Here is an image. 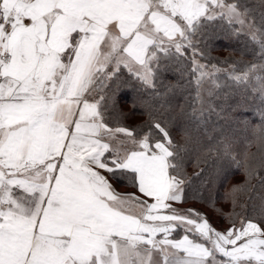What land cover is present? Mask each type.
<instances>
[{"label": "snow or ice", "instance_id": "snow-or-ice-1", "mask_svg": "<svg viewBox=\"0 0 264 264\" xmlns=\"http://www.w3.org/2000/svg\"><path fill=\"white\" fill-rule=\"evenodd\" d=\"M217 20L239 25L237 34L247 27L261 61L226 70L259 95V122L236 118L243 128L221 129L215 149L244 171L225 198L235 208L247 194L258 219L236 227L230 217L222 231L175 206L203 175L186 171L194 133L220 116L204 93L215 94L205 85L218 89L221 70L201 63ZM125 70L151 96L174 95L186 78L195 97L170 119L144 100L147 119L124 124L113 97ZM262 172L264 10L257 22L240 0H0V264H264ZM110 177L135 191L118 192Z\"/></svg>", "mask_w": 264, "mask_h": 264}, {"label": "trees", "instance_id": "trees-1", "mask_svg": "<svg viewBox=\"0 0 264 264\" xmlns=\"http://www.w3.org/2000/svg\"><path fill=\"white\" fill-rule=\"evenodd\" d=\"M240 2L253 10L257 22H259L260 13L264 10L260 7V0H240ZM237 28V26L233 28L226 20H217L209 25L201 44L207 58L201 62L222 68L235 67L238 71L243 70L245 65L260 63L259 44L253 42L247 32L239 31L237 34ZM185 65L187 68L191 67L186 61ZM174 77H176V73H169L165 83L174 84L176 82ZM219 77L220 87L214 89L215 94L211 97L204 95V99L205 107L210 104L216 112L220 113V116L206 115V125L194 133L199 141L196 146L198 151L193 154L186 167L190 177L201 169L204 170L203 175L195 179L190 185L185 193L186 202L181 207L195 209L207 218L213 228L222 231L229 227L230 217L235 219L236 227H240L241 220L245 215L253 219L258 218L253 216L247 194L239 196L238 205L235 208H233L231 200L225 198L227 190L232 184L242 182L245 176L242 168L236 169L229 160L223 158L222 153L217 154L215 151L217 148L216 141L222 134L221 129L231 131L243 128L242 124L236 123V118L245 121L251 120L253 124L258 123L257 109L261 107V99L250 87L246 90L244 85H237L229 80L226 74H220ZM122 81L117 94L113 97L115 101L114 111L123 113V116L126 117V119L122 117L123 123L127 125H137L147 119V116L142 114L147 110L144 100H150L155 105L156 109L159 110L157 114L164 113L170 119L177 115V104H191L192 98L195 97V92L192 90L194 82L190 86L186 78L181 81L184 85L183 90L178 89L174 95L169 93L166 97L151 96L134 77L128 75L127 70L124 71ZM158 87H160L159 84ZM161 91H163L162 88ZM165 100L168 103L164 108H161L160 105ZM188 111L191 109L189 108ZM170 127L173 128V136L178 138L182 131V122L170 125ZM241 139V137H237V142L233 144L235 151H244V144ZM248 151L257 153V145L253 143ZM197 157L200 158L199 163L196 162ZM225 173L228 175L226 180L222 179ZM260 175H264V172ZM112 182L116 185H122V181L112 179ZM252 186L255 188L252 195L258 198L261 192L258 177L251 179L250 187ZM257 203H259L258 199ZM182 235L183 230L177 234L176 238H180Z\"/></svg>", "mask_w": 264, "mask_h": 264}, {"label": "rangeland", "instance_id": "rangeland-1", "mask_svg": "<svg viewBox=\"0 0 264 264\" xmlns=\"http://www.w3.org/2000/svg\"><path fill=\"white\" fill-rule=\"evenodd\" d=\"M237 29H239V25H237ZM242 31H244V32H247V33H249L248 32V29H247V27H245ZM202 63V62H201ZM217 67V66H216ZM217 68H219L221 71L218 73V75H220V74H226V70H231V68H228V67H224V68H222V67H217ZM208 88H212L213 90L215 89L214 88V86L213 85H211V84H206L205 85V89H208ZM204 95H208L207 94V91H205V93H204ZM115 184V183H114ZM115 187L117 188H119V189H124L123 187H120V186H117L116 184H115ZM126 189V188H125ZM131 192V191H130ZM181 205L182 204H178V205H175L177 208H179V209H181V210H183L184 209V207H181Z\"/></svg>", "mask_w": 264, "mask_h": 264}, {"label": "crops", "instance_id": "crops-1", "mask_svg": "<svg viewBox=\"0 0 264 264\" xmlns=\"http://www.w3.org/2000/svg\"><path fill=\"white\" fill-rule=\"evenodd\" d=\"M109 179H110L111 183L113 184L114 188L120 193H126V192H130V191L131 192L135 191V189H132V188H129V187L126 188V187H124L122 185H117V186L123 187L124 189H119L118 187L116 188L114 182H112V179L111 178H109Z\"/></svg>", "mask_w": 264, "mask_h": 264}]
</instances>
